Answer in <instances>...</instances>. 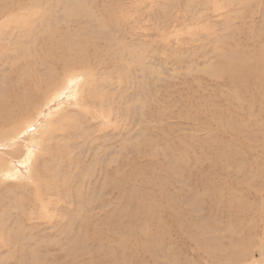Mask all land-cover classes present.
<instances>
[{"label": "rangeland", "instance_id": "rangeland-1", "mask_svg": "<svg viewBox=\"0 0 264 264\" xmlns=\"http://www.w3.org/2000/svg\"><path fill=\"white\" fill-rule=\"evenodd\" d=\"M263 55L264 0H0V264H264Z\"/></svg>", "mask_w": 264, "mask_h": 264}, {"label": "bare ground", "instance_id": "bare-ground-1", "mask_svg": "<svg viewBox=\"0 0 264 264\" xmlns=\"http://www.w3.org/2000/svg\"><path fill=\"white\" fill-rule=\"evenodd\" d=\"M56 44H57V43H56ZM46 47H47V46H46ZM46 47H45V48H46ZM47 48H48V47H47ZM47 48H46V49H47ZM59 48H60V47H59ZM68 48H70V47H68ZM71 48H72V47H71ZM60 49H61V48H60ZM260 50H261V49H260ZM59 52H60V51H59ZM239 52H241V51H239ZM250 52H251V51H250ZM257 52H258V51H257ZM251 53H252V52H251ZM238 54H239V53H238ZM259 54H260V53H258V55H259ZM243 55H244V54H243ZM243 55H242V56H243ZM246 55H247V54H246ZM263 56H264V55H263ZM239 57H240V54H239ZM239 57H238V59H240ZM245 57H246V56H245ZM247 58H248V57H247ZM249 58H250V57H249ZM251 58H252V57H251ZM256 58H257V57H256ZM256 58H255V59H256ZM242 59H243V58H242ZM258 59H259V57H258ZM258 59H257V60H258ZM257 60H256V61H257ZM262 60H263V59H262ZM226 61H227V60H226ZM230 61H231V60H230ZM232 61H233V60H232ZM246 61H247V60H246ZM242 62H243V61H242ZM247 62H248V61H247ZM257 62H259V61H257ZM263 63H264V61H263ZM246 64H247V63H246ZM236 65H237V64H236ZM224 67H225V66H224ZM243 68H244V67H243ZM261 68H262V67H261ZM226 69H227V68H226ZM245 69H246V68H245ZM234 70H235V69H234ZM247 70H248V69H247ZM223 71L226 72L227 70L224 69ZM230 73H231V72H230ZM232 73H233V72H232ZM243 73H244V72H243ZM247 73H248V72H247ZM258 73H259V72H258ZM249 74H250V73H249ZM259 74H260V73H259ZM263 74H264V73H263ZM233 76H234V74H233ZM244 76H245V75H244ZM244 76H243V78H244ZM246 76H247V75H246ZM248 76H249V75H248ZM259 76H260V75H259ZM260 77H261V76H260ZM241 78H242V77H241ZM252 78L254 79V76H253ZM231 79H232V78H231ZM236 79H237V78H236ZM242 80H243V79H242ZM249 80H250V79H249ZM239 81H240V80H239ZM252 81H253V80H252ZM255 88H256V87H255ZM22 92H23V91H22ZM22 92H21V93H22ZM19 93H20V92H19ZM26 93H27V92H26ZM19 95H20V94H19ZM20 96H21V95H20ZM28 96H29V95H28ZM18 97H19V96H18ZM16 98H17V97H16ZM13 99H14V98H13ZM25 99H26V97H25ZM6 100H7V99H6ZM16 100H17V99H16ZM21 100H22V99H21ZM27 100H28V98H27ZM3 103H4V101H3ZM9 104H10V103H9ZM7 106H8V104H6V103H4L2 106H0V107H1V111L4 113V114H3V113L1 112L3 115H0V126L3 125V124H8L7 122L10 121V118H11V116H12L10 113H7ZM11 106H12V105H11ZM21 106H22V105H21ZM22 108H23V107H22ZM28 108H30V107H28ZM12 109H15V108H12ZM18 110H19V109H18ZM20 111H21V110H20ZM25 111H26V110H25ZM25 111H24V112H25ZM22 112H23V111H22ZM24 112H23V113H24ZM11 113H12V110H11ZM19 113H20V112H19ZM25 113H26V112H25ZM20 114H21V113H20ZM23 115H24V114H23ZM21 116H22V115H21ZM11 120H12V119H11ZM14 120H15V118L13 119V121H14ZM15 121H16V120H15ZM12 123H13V122H12ZM3 128H4V127H3ZM3 138H4V136H3L2 134H0V139H3ZM6 139H8V138H6ZM233 156H234V155H233ZM237 161H238V160H237ZM240 168H241V167H240ZM242 169H243V168H242ZM181 226H182V225H181ZM126 239H127V238H126ZM146 247H147V246H146ZM233 256H234V255H233ZM239 263H240V262H239Z\"/></svg>", "mask_w": 264, "mask_h": 264}]
</instances>
